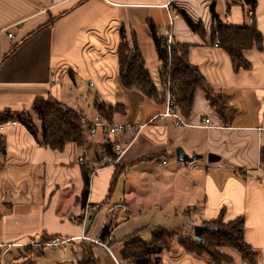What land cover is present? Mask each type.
Segmentation results:
<instances>
[{
  "label": "crops",
  "instance_id": "0c3cea01",
  "mask_svg": "<svg viewBox=\"0 0 264 264\" xmlns=\"http://www.w3.org/2000/svg\"><path fill=\"white\" fill-rule=\"evenodd\" d=\"M256 2L255 23L264 40V0ZM245 3L0 0V31L8 29L14 34V39L8 38V31L0 35V114L29 111L38 100L52 97L89 120L100 116L99 107H119L112 122L133 124L136 130L143 126L135 135L105 139L98 134L84 148L71 143L55 151L41 145L22 124L0 125V264H80L84 247L91 249L92 240L100 237L105 225L112 236L110 251L122 264L125 244L138 236L118 244V227L138 222L142 199L155 192L168 194L169 202L158 204L156 215L163 224L174 226L160 228H181L177 226L184 219L193 229L201 222L217 220L222 212L225 223L243 217L245 241L258 252L257 264H264V168L260 165L264 49L245 51L252 69L236 73L230 56L215 47L213 39L214 15L228 25H249ZM167 4L169 10L164 7ZM183 14L200 32L190 28ZM151 25L162 39L172 27L174 43L190 46L189 63L222 95L227 124L202 90L195 94L187 122L198 125L209 119L217 129L176 127L171 118L162 117V96L149 99L122 86L118 50L124 32L131 45L135 40L155 87L162 92V62ZM117 144L125 148L117 164L101 169L106 158L116 155ZM179 147L202 159L178 162ZM209 154L220 160L209 163ZM79 158L85 160L90 174L95 171L90 202L98 211L85 226L86 184ZM148 188L150 192L144 195ZM118 205L126 208L122 218L116 214L118 209L111 212ZM112 220L116 222L113 226ZM53 238L69 242L56 250L40 246ZM92 251L100 264H116L106 248L94 243ZM222 252L233 259L232 264H247L235 251ZM160 258V264H213L176 244Z\"/></svg>",
  "mask_w": 264,
  "mask_h": 264
},
{
  "label": "trees",
  "instance_id": "16d2710c",
  "mask_svg": "<svg viewBox=\"0 0 264 264\" xmlns=\"http://www.w3.org/2000/svg\"><path fill=\"white\" fill-rule=\"evenodd\" d=\"M246 2L256 8V0H246ZM232 7L229 5L228 10ZM186 22L194 32H200L199 28L191 19L183 14ZM215 26L213 28V39H220V48L225 50L230 56L234 71H250L251 64L245 59L244 52L256 47L259 51L264 49V40L258 31L256 23L243 27L228 25L220 21L215 16ZM153 41L159 59L162 62L160 76L163 83L162 94L155 87L150 73L147 69L145 59L139 48L127 40L124 32L121 34L122 42L118 50V72L122 86L127 90L138 91L149 99L157 100L163 97L165 101V83L168 66V50L164 39L160 38L153 25L150 26ZM190 46L173 43L172 55V82L176 86L175 96L177 98L176 107L180 115L187 120L193 110L195 94L197 90H202L220 118L227 124V105L222 95L217 93L209 85L198 68L189 63ZM119 107L104 108L99 107L98 111L104 120L112 122L115 111ZM81 115L76 111L63 106L52 97L47 100H38L32 110L0 114V125L8 123H19L35 137L39 143L55 151H63L68 144H75L78 148H84L89 143V130L81 123ZM112 159L117 156L113 155ZM260 165L264 168V149L260 155ZM84 180L86 189L84 193V206L88 196L90 182V171L84 165ZM223 212L220 217L213 222H201L200 225L215 227L214 231H205L202 234V242L194 238V228H178L168 230L157 228L149 243H144L140 239L127 242L120 254L121 260L125 264H160L161 255L170 250L175 244L182 247L188 254L197 258H206L213 264H232L233 259L222 250H232L241 255L247 264L258 263V252L249 246L245 241V220L243 217L225 223ZM111 235L110 228L105 225L99 240L106 243V237ZM55 239V238H53ZM53 239H48L51 241ZM96 245V244H95ZM111 245L108 244V246ZM91 249L84 247L85 256L80 264H100L95 259L91 244Z\"/></svg>",
  "mask_w": 264,
  "mask_h": 264
},
{
  "label": "built area",
  "instance_id": "2783aa9c",
  "mask_svg": "<svg viewBox=\"0 0 264 264\" xmlns=\"http://www.w3.org/2000/svg\"><path fill=\"white\" fill-rule=\"evenodd\" d=\"M167 10H169V4L164 6ZM170 19L171 22H173L174 18L171 16L170 12ZM255 9L250 6L249 4L245 3V17L247 20V23L249 25L254 24L255 23ZM7 30H1L0 31V35L2 33H4ZM8 38L10 39H14V34L12 32L7 33ZM164 42L167 46V50H168V66H167V72H166V83L164 86L165 89V113L162 114V117L164 118H171L176 127H181V128H209V129H217L218 127L211 124V121L209 119L204 120L201 124L198 125H193L187 122L186 119H184L180 113L178 112V109L176 107V101L177 98L175 96V90H176V86L173 85L172 82V55H171V48L172 45L174 43L173 40V28L171 27L170 33L168 35V37L164 38ZM220 46V39L217 38L215 41V47H219ZM56 80L53 78L52 83H55ZM80 123L85 127L88 128L89 130V138L90 139H94L98 134H101L105 139H108L112 136H116V135H123V134H131V135H135L137 134V132H139L141 129H143V126H140L138 128V130H136L137 126L133 125V124H129V123H115V122H108L106 120H104L103 118L96 117L92 120H89L85 117H81L80 119ZM10 124V123H8ZM13 124H17L16 122H14ZM115 150H116V159H112V158H106L104 160V162H106V164L101 165V169L104 168H108V167H113L117 164L121 154L125 151V148H123L120 144L115 145ZM78 163L80 165H85V160L83 158H79ZM164 165H166V162H163ZM95 172V171H94ZM94 172H92L90 174V182H89V188H88V196H87V200H86V206L82 215V223L83 226H85L88 222L89 219H91L92 215L98 211V206L92 205L90 202V193H91V177H93ZM118 209V210H117ZM117 210V216L119 218H122L124 216V213L126 211V208L123 205H118L115 208L111 209V212H116ZM81 239H85V235L81 236ZM112 241V236L108 235L106 237V243H102L99 238L92 240L93 243H95L96 245L102 246L104 248H106L110 253V248L108 246V244H110V242ZM69 242V240H61L59 238H55L51 241H46L43 244H41L40 246L42 248H49L52 250H56L64 245H66ZM114 261L116 264H120L119 261L113 256V254L111 253Z\"/></svg>",
  "mask_w": 264,
  "mask_h": 264
},
{
  "label": "rangeland",
  "instance_id": "374dc122",
  "mask_svg": "<svg viewBox=\"0 0 264 264\" xmlns=\"http://www.w3.org/2000/svg\"><path fill=\"white\" fill-rule=\"evenodd\" d=\"M251 25H253V24H251ZM146 191H148V192H145L144 195L145 194L148 195V193L150 192V189L148 188V189H146ZM155 193L159 194V195L156 194V195H158L157 199H154ZM155 193H150L149 197L146 196L144 199H142L143 201L141 200L142 203H141L140 211H141L142 215H140V216L142 218L141 219L139 218L138 222H136V223L127 222V223H123L122 226L118 227V230L116 233V240H117L118 244L126 242V240L131 235H135L133 237L138 236V239H140L144 243H149L152 240V235L157 228L174 227V226H172V224H168V223H167V225L163 224V222H160L161 221V219L159 218L160 216L156 215V211L158 210V207H159L157 205L159 204L161 206L163 202L164 203L169 202L168 194L160 193V192H155ZM119 197L120 196H118L117 200H119ZM193 211L196 212L195 210H193ZM112 221H113V223H112V226H113L116 222L114 220H112ZM185 223L186 222H184V219H182L181 223L177 227L182 226L183 228H186V229L188 228V230L192 231L193 230L192 226H187ZM95 224L97 225V223H95ZM113 251L116 254L118 253L117 250H113ZM122 264H125V263L122 262Z\"/></svg>",
  "mask_w": 264,
  "mask_h": 264
},
{
  "label": "water",
  "instance_id": "95a60500",
  "mask_svg": "<svg viewBox=\"0 0 264 264\" xmlns=\"http://www.w3.org/2000/svg\"><path fill=\"white\" fill-rule=\"evenodd\" d=\"M176 159L178 162H183V163H192L196 160L202 159V156L200 155H194V156H189L183 148L179 147L176 150ZM220 158L214 154H209L208 156V161L209 163H215L218 162ZM216 228L215 227H208V226H195L194 227V238L198 242H202V234L205 231H214Z\"/></svg>",
  "mask_w": 264,
  "mask_h": 264
}]
</instances>
